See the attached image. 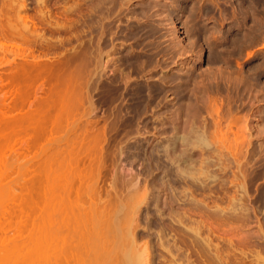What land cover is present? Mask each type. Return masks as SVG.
<instances>
[{"label": "bare ground", "instance_id": "6f19581e", "mask_svg": "<svg viewBox=\"0 0 264 264\" xmlns=\"http://www.w3.org/2000/svg\"><path fill=\"white\" fill-rule=\"evenodd\" d=\"M136 1H137V5H136L137 7L135 6L134 9H131L130 4H132V0H97L96 4L92 3V5H90L91 10L89 8V5H87L88 6L87 9L90 11L86 9L89 12L88 14V12L86 11V14H88L87 16L86 14L83 13L84 16H86V18L83 16L85 18L84 21H81L83 17L80 14L84 11L82 7H81L82 9L81 11L80 9L81 5L79 2V6L78 5L77 6L79 7L78 11H81L79 12L80 15L79 17H81V19L76 20L77 22L75 21L77 24V25L75 24L77 27V29L75 28V30H77V32L75 31L76 32L75 37H77V40L76 39L75 40L77 45L75 46L73 55L68 59V61L60 62L56 65H50L48 63H41L39 58L32 56L31 61H28L27 64L21 65L16 70V72L7 76L5 85L10 86L8 92L12 94V96L14 97V101H13L14 105L9 106L6 105L5 103L6 102L5 99L7 97L8 92H5L3 95L0 96V199L2 198L6 199L3 201L0 200V246L2 248L4 245L7 244H12L13 246L18 245V243L23 240L22 238H24L23 236L24 233H28V235L31 237L34 243L36 241L41 242L40 240L43 239L45 245H47L46 246L48 250L47 252L49 251L52 252L51 253L49 252L50 253L49 254L44 249V256L43 259L41 260V264H71V262L77 263L78 253L81 252L82 250H84L83 252L86 254L89 251H97V248L100 249L101 248L100 246L90 247L87 244L86 240H88L87 239L88 235L85 233H87V225L90 220V217L92 218V216H95V213L93 214L91 212L92 209L95 208L96 211L94 209L93 212L99 213L101 212L100 210L104 211L103 208H105L101 206V204L103 203V199L102 202L98 199L99 196H101L99 195L100 194L99 182L102 177V171L104 169V158L106 153L105 145H107L109 139L111 138L114 139L116 138L117 140L118 136H120V138L122 136L124 137V139L121 138L122 140L125 139L127 140L128 138H130V137L126 138V135H128L129 133L137 132L138 134L139 131L137 126H139L138 125L139 117L154 104H157L158 106L161 105L162 101L160 99L163 95L166 94L165 93L166 88L164 87L166 85L168 86V84L172 87L173 93H171L170 90L167 91V93L170 92L171 94L175 95L174 97L175 100H173L172 103L170 102L172 105V109L176 105L177 108L173 111L172 109L169 108V105H167L168 103L166 105L164 104V106L168 107V108L166 107L164 110L168 109L166 111H168L167 113L169 116L166 114L167 118L162 119L161 117H159L157 118V120L158 122H160L159 124H161L162 127L165 126L166 128L164 129V133H161L158 136L155 134V136L157 137L156 138L154 137L155 140L156 139L159 140L162 146L158 147L159 144L158 143L157 147L155 148V146L154 147L152 146L153 148L151 150L153 155L155 153L156 154L162 153L161 155L163 157L164 154V157L166 159L163 158L165 159L163 161V159L161 158L162 161L164 163L168 161V163L171 165L167 168L168 174L170 175L171 174L170 172H172L173 169L176 167L177 170L176 173L178 172L177 175H179L178 179H181L182 182L185 181L189 185L190 184L191 185L193 184L194 186L196 185L197 187L195 188V191L197 190V188H199L198 190H200L199 192L201 193V189L205 184L206 185L209 184L208 186H210V183L204 184L203 182H201V179L203 178L201 176L205 175L204 179L205 178L208 179L209 177L208 174H210L209 169H206L204 165L207 166V168H209L213 166L211 164H214L215 167L219 168L220 172H218V170L217 172L211 171L212 175L215 173H222V175L224 174L227 175L225 172H228L229 170L231 171L232 168L230 167V164H234V166H236L235 168H237L238 170H240L242 165H246V164H241V162H243V160L246 159L250 146L253 143H255L253 137L254 133L252 132L254 126L252 129H248L249 125L251 124V123L249 125L247 124L249 120L248 119L249 115L244 114L245 111H243L244 115L239 117L237 116V114L242 109L241 106L239 107L241 108L240 110L239 109L233 110L231 107L225 110L222 109L223 107L220 108L212 97L206 95L205 91L204 94L201 95L202 93L200 90L201 88H199L201 92L199 93L197 92L198 90L197 88H196L197 90H195L191 86L194 81L193 76H192L193 79L191 80V77L188 76L186 79V77L183 75L170 76L169 74H162L158 79L159 83L154 81L155 80L154 79L155 76L153 73L154 70L152 72L151 70H146V68L148 66H152L153 62L155 61V58L158 56L157 50L159 48L158 45L160 44L157 43L158 45L155 46L156 42H154L155 45L153 43H152L153 45L152 44L149 45V43L146 41L160 37L161 35L159 34L160 26H163L165 24V19L171 15V12L174 10L175 5L171 4L170 6H168L163 3L158 4V2L154 0H139V1L136 0ZM180 1L182 4L185 5H187L189 2V0H180ZM198 3H201V1ZM41 4L42 6H44L45 2L42 1ZM124 9L127 11L126 14L124 12L125 11ZM189 10H191L193 14L192 19L196 24L199 23L200 18L206 12H208L199 7L193 10L192 9ZM101 12H103V14ZM41 17L43 20H45V14L43 12L41 13ZM161 17L164 18L159 19ZM124 22H126L125 26H123ZM30 23L32 24L31 26L27 24H26L27 26L25 25L26 28L24 30H26L27 33L25 31L23 32H25L26 35H28V33L30 32L29 36L32 37L35 36L34 34L37 31L36 30L31 31L27 29V28L30 29L31 27L35 28L36 24L33 21H31ZM84 27L87 29V33L93 35V38L86 42L82 41L83 38L82 31ZM27 37L28 36H26V38ZM36 37L42 38L41 34H38ZM129 41L130 42L133 41V43H131L130 45H126V43ZM161 44L163 43L161 42ZM160 49L161 48H159V50ZM5 50L6 49L0 48V52H5ZM167 55H165V57ZM164 59L162 61H164ZM212 66H214V64ZM159 67L162 69L163 67L162 64H160ZM184 70L186 69L184 68ZM257 70L259 69L257 68ZM140 73H145L144 77L147 79L144 83L134 80L132 78V75L134 74L137 75ZM205 77L206 76H204V78ZM243 78L246 79L245 77ZM251 79H253V77ZM257 79L260 81L259 78ZM236 80L239 81L238 78ZM39 81H42L41 88H37L35 91H31L30 85H33ZM190 81H192V83ZM244 81L247 83L248 79L247 81L243 80V82ZM243 82L239 81L237 83L232 84L234 87V90L232 88V91H236L237 93H239L240 90H242ZM230 83L229 85H231ZM246 83L245 85L243 83V85L246 86L247 85ZM3 84H4V80L3 78H1L0 87ZM201 85L202 82L198 87H202ZM209 85H211V83ZM216 85L220 86L219 84ZM213 86L214 87H212L211 85L213 91L214 90L216 91V89L214 88L215 87L218 88V86L215 85ZM252 88H255V86ZM245 89L247 91L248 87ZM218 93H220V91ZM223 94H227V93H223ZM95 95L99 96L100 99L99 98L98 99L100 101L99 104H101V106L103 105L107 106L109 107V109L114 107V111L112 110L108 118V124L102 129L94 130L91 133L84 128V133H81L80 135L81 142H77V139L72 140L71 139L72 136L78 135L76 133V129H80L78 122L81 121L84 116L92 115L96 110V108L93 106L95 105V102H93ZM206 96H208L209 98H207ZM226 96L228 98L230 95L228 96L227 94ZM240 96L241 94L238 95L239 101L243 100L242 98H240ZM124 98L128 99V101L130 102L129 105L127 104L123 106L122 104L119 103ZM248 98L250 99V96ZM227 100L226 102H228ZM87 103L89 104L90 107L89 110L81 112L82 108H84V106ZM240 103L242 106H245V103H243V101L239 102V104ZM229 104L231 105L232 103ZM237 105L238 103H236L235 106ZM146 115L148 114L146 113ZM113 116L115 117L114 121L112 119ZM142 117L140 119H142ZM250 126H252V124ZM127 129L129 130L127 131ZM122 132H124V134H122ZM263 132L261 134H263ZM131 138L133 139V137ZM127 142L131 143L130 141ZM164 143H166L165 146H163ZM151 145L152 144H150V147ZM258 147L261 148L260 146ZM253 148H254V144H253ZM140 150L142 152L143 149ZM258 151H256V155H254L255 159L256 156H258L257 154ZM151 152H149L150 153L149 154L146 150V153L150 156H152ZM196 155H198V158H196ZM261 155L260 158L257 157L256 159L257 161L258 158L261 161L262 159ZM239 156L243 160L239 159L238 158ZM21 158L23 161L27 162V169L22 172L18 171L14 174L16 175L15 178H21L22 182L16 184L19 188L7 187L4 184V182L8 178H11V174L13 173V171H11L13 170L11 161L18 162L20 161ZM152 158L154 159V157ZM247 158L250 157L248 156ZM251 158L253 159V157ZM212 160H216V163H214V161ZM197 162H199V166H200V167L198 166L199 168L197 169V171L194 172V169L190 170L189 165ZM262 163L263 162H260L259 164L261 165ZM250 164L251 162L248 165ZM166 166H164L163 164V168H165ZM172 166H174L173 169L171 168ZM203 167L204 170L205 169L208 170V174L206 173L207 172L206 170L203 171L202 169ZM252 167L253 164L251 168ZM163 168L161 167V169ZM191 168H194L193 165ZM243 168L240 172H243L244 170ZM247 169L248 167L246 168V170ZM257 169H259V167ZM164 170L166 169H163L162 171ZM198 170L200 172L201 171L203 172L200 173L198 172ZM236 172L237 171H235L234 173L237 174ZM245 172L246 171H244L243 173L244 175H246ZM261 173L263 174V171ZM235 174H233L234 175L232 176L233 178L230 177V179H232L230 183L235 186V189L237 191L240 190L242 192L243 191L246 192L245 185L247 183L246 184L244 183L245 182L244 181L245 179L243 178L244 175H242L243 180L241 178V180L244 182H240L238 181L237 176ZM222 175L220 177H222ZM225 175L223 176V178L225 177ZM220 177L218 178V176H216V179L219 180L223 179ZM240 177L241 176H239V178ZM245 177L247 178V175ZM14 179H12V182L15 183L16 179L15 180ZM211 179H213V177ZM206 180L205 182H207ZM221 181H222L221 184L222 183L224 184V179ZM152 183H154V181ZM186 183L184 185H187ZM223 184L221 185V188L222 186H225L226 183L224 185ZM208 186H206V189ZM221 188L220 190L223 189ZM153 189L155 188H152V191H154ZM204 189L205 188H203V191L205 192ZM208 189L210 190V187ZM235 189H232V192ZM113 190L116 191L115 188H112V191ZM183 190L185 191L186 189ZM189 191L190 190L187 189L185 192L189 193ZM193 191L192 192L190 191L191 194L189 193L190 194L188 195L189 198L191 195L195 194L193 193ZM148 192L151 191H147V193ZM158 192L159 191H157L156 188V193ZM209 192H211V190ZM238 193L236 192L235 195H238ZM245 194L247 193H244L243 195ZM183 195L185 198V194ZM239 195H240L239 197L234 196L232 200L230 198L232 207L229 208L232 211L234 210V213L236 210V216H237V210L240 212V209L242 207L243 208L245 207L243 206V204L242 205L240 204V202H242L241 199L243 198L241 197V194ZM93 196L98 197L97 198L98 201H95L96 199L93 198ZM143 196L141 200L142 202L144 201V199L146 201V198L144 197H146L147 195L144 197ZM177 198L175 196L174 199ZM181 199L182 198H180V200ZM174 201H171L172 204ZM98 202L100 203V205ZM177 202L179 203V201ZM197 203L199 204V201ZM224 203L226 204V202ZM219 205L221 206V204ZM193 206L195 208V205ZM215 206L218 207V205ZM237 206L240 207V209H238ZM139 208L141 209V207ZM148 209H150V207ZM199 209H201V207H199ZM219 209L220 208L218 207L217 211ZM135 210L133 213H135ZM219 211L222 212L223 209L222 211L221 210ZM242 211H244V209ZM242 211L240 212V216L242 215V213L243 215L246 214L245 212L246 207L244 211L245 214ZM138 212L136 213L138 214ZM211 212L213 214V211ZM174 213L171 214L174 216L175 215ZM217 213L219 212H216L215 215H217ZM248 213L249 211L247 212V214ZM177 215L178 214H176V216ZM230 215H233V212H231ZM176 216L174 217L176 218ZM236 216L234 215L233 218L234 217L236 218ZM240 216L238 215L237 217ZM213 217L215 216L213 215ZM243 217L244 216H242V218ZM178 219L180 220V218ZM245 219H247V217ZM226 220L227 219H225V221ZM182 222L180 221L179 224H181ZM162 229L160 231L165 230ZM84 230L85 233H83ZM197 231L198 229L195 231L196 232L195 233L193 229L196 238L200 237V234ZM164 232L161 234H164ZM37 235L40 236L37 237ZM36 238L38 239L36 240ZM128 239L129 241L132 242L130 245L131 249L130 248H129L130 250L128 249L130 254H128V256L125 255V257L122 258L121 264H150L151 258H150V249L148 246H145L143 252H141L138 256L133 255V252L135 251L134 248H137V244H138L137 225H131V227L128 229ZM201 239L198 238V243L200 244V246L203 245V243L201 244V241L202 240L204 241V238L202 240ZM106 240H107L106 244H108L109 247L112 246V250L109 249L110 253L112 251V253L115 254L117 252V247H115V245L113 246V242L115 241V236H113L112 238L108 236ZM204 245L206 246L207 249H209L210 243H206ZM104 246L107 245L104 244ZM1 247L0 250H2ZM4 247L6 248V246ZM137 250L138 249H136V253L138 252ZM2 252L3 251L0 252V258L5 254V253L3 254ZM31 253L33 252H28L29 255L27 254L25 255L27 256L25 258H28L26 259L28 260L26 262L28 264L31 258L34 264V259H33L34 254L31 255ZM110 253L108 254L112 255L111 256L112 258L109 259L108 261L109 264H110V260H113L114 257L113 254ZM16 257L17 259H19L18 255H16ZM186 257L189 258L190 256L188 255ZM7 259L0 261L2 262L0 264H4V262H6ZM12 259H14V256ZM17 259L14 260V262L17 261ZM10 260H11V256H10ZM26 260H24V262ZM245 260L246 259L244 258V261ZM173 261L176 262V259H174ZM210 261L212 262V259ZM241 261L243 262V258H241V260L238 261V263L240 262L241 264ZM31 262L30 264H32ZM16 263L21 264L18 262H15L14 264ZM255 264H264V258L258 257L256 259Z\"/></svg>", "mask_w": 264, "mask_h": 264}, {"label": "rangeland", "instance_id": "374dc122", "mask_svg": "<svg viewBox=\"0 0 264 264\" xmlns=\"http://www.w3.org/2000/svg\"><path fill=\"white\" fill-rule=\"evenodd\" d=\"M42 1L45 2L44 6H42L41 4ZM154 1L158 2V4L163 3L168 6L174 4L175 8L171 12L172 17L170 15L165 19V24L163 26H160L159 34L161 35L159 38H156L158 40L150 39L146 41L149 43V45L156 42V45H154L157 46L158 44H160L158 46L159 48H161L160 50L158 48V56L155 58L152 66H148L146 70H151L152 72L154 70V81L157 83H159L158 79L162 74H169L170 76L183 75L186 77V79L188 76L191 77V80L194 77L193 83L192 81H190L192 83L191 86L195 90H199V88H201L200 90L202 93L200 92V90H197V92L201 93V95H203L205 91L206 95L212 97L220 108L223 107L222 109L226 110L231 107L233 110H240L241 108L239 107L241 106L242 109L240 110V112H238L237 116L241 117L242 115L246 114L252 118L251 119L248 116V119L251 122L248 120L247 124H252V126H250L251 124L249 125L248 129H252L253 126L255 128V130L254 128L252 129V132L254 133L252 134L255 141V143H253L254 148L252 144L248 150L247 157L249 156L250 158L246 157L245 159L246 162L249 161L248 163H246L245 160L241 159V155V157H238L244 162H241V164H246L247 166L242 165L240 170H238L237 168H235L236 166H234V164H230V167H232L231 171L229 170V168L228 170L230 172H225L229 177L224 174L227 179L225 177L223 178L224 175H222V173H215L216 175H212V172H217V170L218 172H220L219 168L215 167L214 164H211L214 167H209V165V168L204 165L206 169H209V173L211 174L210 177V174H208V170L205 169L207 171L206 173L209 175L208 179H211L213 177V179L208 180L207 178L204 179L205 175L201 176L203 177L201 179V182H203L204 184L210 183V186H208L209 184L204 185L202 183L205 186L204 187L202 185L203 188H205V192L203 191V188L201 189V193L199 192L200 190H198L199 188H197L196 192V185H189L185 181L182 182L181 179H178L179 175H177L178 172L176 173V167L173 169L174 166L171 167L173 169V171L171 170L173 173L170 172L171 174L169 175L167 168L171 165L168 163V161H166V163L163 162L166 159L164 157V154L162 157V153H155V156V154L153 155V153L151 152L154 146L155 148L157 147L158 143V147L162 146L159 140H155V138L161 133H164V129L166 128L165 126L162 127L161 124H159L160 122H158L157 118H167L166 114L168 115V111L166 110L168 109L164 110L167 107L164 106V104L166 105L168 103L167 105H169V108L172 109L171 103L173 100H175V95L171 94L173 93L172 87L169 84L168 86L164 85V88H166V94L163 95L160 99L162 101L161 105L158 106L157 104H154L155 106L153 105L152 107H150L152 109H147L146 112L139 117V126H137L139 131L138 134L137 132L129 133L128 135H126V138L130 137L127 140H122L121 138L124 139V137L122 136L121 138L120 136H118L119 138L117 137V140L116 138H111L109 139L107 145H105L106 153L104 158V169L102 171V177L99 182V195L101 196H99V198L93 196V198L96 199L95 201H98V198L102 202L103 199L102 204L104 206L102 204L101 206L105 208H103L104 211L100 210L99 208V210L101 211L99 213L93 212L95 208L92 209L91 212L93 214L95 213V216L91 215L92 218L90 217L87 225V233H85V230L83 231V233L87 234L89 237H87L88 240H86V242L90 247L100 246L101 248H97V251H89L86 254L83 252L84 250H82L78 253V262H71V264H109L108 261L110 258H112V255H109L108 253H110L109 249L112 250V246L109 247L108 244H106V238L108 236H110L111 238L115 236L113 246L115 245V247H117V252L115 254H113L111 251L114 257L113 260H110V264H121L122 258L125 257V255L128 256V254H130L129 250L131 249L130 245L132 242L128 239V229L131 227V225H137L138 234V244L137 248H134L135 251L133 252V255L138 256L141 252H143L144 247L148 246L150 249V264H240V262L238 263V261H240L241 258H243V262L241 261V264H245L246 262L248 264H255L258 257L264 258V0H189L187 5L182 4L180 0ZM200 1L201 3H198ZM79 2L81 5L80 9L82 7L84 11L80 14L83 17L88 10L87 5H89V8L91 10L90 5H92V3L96 4L97 0H0V48L6 49L5 52H0V79L3 78L4 80V84L0 87V96L5 92H8L10 89L9 85H5L7 76L16 72V70L21 65L27 64L28 61H31L32 56L39 58L41 63H48L50 65H56L60 62L68 61V59L73 55L75 46L77 45V37H75L77 32V30H75V28L77 29L76 20L81 19V17H79V12L82 11V9L81 11H78ZM136 5L137 1L132 0L130 8L134 9ZM198 7L208 12H206L200 18V22L197 23V25L193 21V14L189 9L193 10ZM42 12L45 14V20H43L41 17ZM124 12L125 14L127 13L126 10ZM101 13L103 14V12ZM88 14H86V16ZM86 16L84 17L86 18ZM84 17L81 19V21L85 20ZM162 18L164 17H161L159 19ZM31 21H33L36 26L35 28L31 27L30 29H27L31 31H37L34 34L35 36L32 37L29 36L30 32L28 33V35H26L25 32L27 33V31L24 30L27 25H32L30 23ZM192 21L194 22V24ZM172 22L175 24H173ZM125 23L126 22H124L123 26H125ZM82 32V41L86 42L93 38V35L87 33V29L85 27ZM37 33L41 34L42 38L36 37L38 35ZM25 35L28 37L26 38ZM161 42L163 44H161ZM131 43H133V41L127 42L126 45H130ZM160 51L162 54L160 53ZM167 54H169L170 56ZM165 55L167 56L165 57ZM163 59L164 61H162ZM165 60L167 61V63ZM160 64H162L163 66L162 69L159 67ZM213 64L214 66H212ZM184 68L186 70H184ZM257 68L259 70H257ZM144 75L145 73H140L137 75L134 74L132 75V78L144 83L147 79L144 77ZM204 76L206 77L204 78ZM243 77H245L246 79H244ZM252 77L253 79H251ZM237 78L241 82H243V80L247 81L248 79L247 83L245 81L243 82L244 85L245 83L247 84L246 86H244L242 83V90H240L239 93H237L236 91H232V88L234 90L232 84L239 82L236 80ZM257 78H259L260 81ZM229 81L232 82L230 83ZM251 81L253 84L251 83ZM196 82L199 85H197ZM201 82L202 87H198L200 86ZM210 83L212 87H214L213 85L218 86L216 84H219L220 86H218V88L215 87L214 89H216V91H213V88L211 87V85H209ZM229 83L231 85H229ZM41 85L42 81L30 85V90L35 91L37 88H41ZM205 85L207 88L205 87ZM251 86H255V88H252ZM247 87L248 92L245 89ZM169 90L171 93H167V91ZM217 91H220L222 95ZM234 92L238 95L241 94L240 98H242L243 100L239 101L238 95ZM223 93H227L228 96L230 95L228 97L230 101L226 96L227 94ZM231 93H234L235 95ZM208 96L206 97L209 98ZM232 96H236L235 99ZM249 96L250 99L248 98ZM98 98L99 96L95 95L93 99V102H95V105L93 106L96 108V110L92 115L84 116L82 120L78 122L80 127V129H76V133L78 135L72 136V140L77 139V142H81L80 135L81 133H84V128L91 133L94 130L102 129L108 124V118L112 110L114 111V107L110 108V110L107 106H101V104H99L100 98ZM225 99L232 104L230 105L228 102H226ZM5 101L6 105L13 106L14 97L12 96V94L8 92ZM238 101H243V103H245V106H242L241 103L239 104ZM119 103L125 106L127 104L129 105L130 102L127 98H124ZM236 103H238L237 106H235ZM89 108V104L87 103L84 108H82L81 112L88 111ZM176 108L177 105L174 106L172 110L174 111ZM243 111H245L244 114ZM146 113L148 115H146ZM141 117L142 119H140ZM112 119L114 121L115 117L113 116ZM128 130L129 129H127V131ZM262 132L263 134H261ZM122 134H124V132H122ZM155 134L157 136H155ZM131 137H133L134 140ZM127 141H130L131 143ZM150 144H152L151 147ZM165 145L166 143L163 144V146ZM258 146H260L261 148H259ZM129 149L132 151H130ZM140 149H143L144 151L142 150L141 152ZM254 149L256 151H258L259 149L261 150L257 152L258 156H256V159L257 157L260 158V155L262 153L261 161L258 158L259 162L255 159L254 155H256V151ZM146 150L148 153L151 152L152 156L148 155L146 153ZM130 154H132L133 156ZM152 157H154V159ZM251 157H253V159ZM161 158L165 159H163L162 161ZM196 158H198V155H196ZM212 161L216 163V160ZM252 161H254L256 164ZM250 162L251 166L253 164L252 168L250 165H248ZM260 162L263 163L260 165ZM11 163L13 166V170L11 171H13V173L11 174V178L5 180L4 184L7 187L19 188L16 184L21 183L22 180L21 178H15L16 175L14 173L18 171H25L27 169V162L23 161L21 158L20 161H11ZM162 163L164 164V166H167L163 168ZM192 165L194 168H191ZM198 166L199 162L192 163L191 165H189V168L190 170L194 169L195 172L200 167ZM161 167L166 170L162 171L163 169H161ZM204 167L202 168L203 171H205ZM247 167L248 169L246 170ZM256 167H259V169H257ZM242 168L244 170L243 172H240ZM199 170L198 172H200ZM203 171H201L200 173H202ZM235 171H237L236 173L238 175L234 173ZM244 171H246L245 173L247 175V178L245 177L246 175L243 174ZM262 171L263 174L261 173ZM175 173L177 176L175 175ZM228 173L235 174L238 181H245L244 183H247L245 185L246 192H242L240 190L237 191L235 189V186L230 183L232 180L230 179V177L233 178L232 176L234 175L230 174V176ZM220 174L222 175V177H220ZM172 175H175L176 178ZM242 175H244V181H242ZM216 176H218V178L220 177L224 179V184L226 183L225 186L229 192L226 190L225 186H222L223 189L221 188V185L223 184H221V180L223 179H216ZM239 176L241 177L239 178ZM173 177L175 180L173 179ZM12 179L15 180V183L12 182ZM161 179L165 180L162 181ZM205 180L207 182H205ZM226 180L229 182H227ZM153 181L154 183H152ZM185 183L187 185H184ZM151 184L152 186H154L152 187ZM206 186H208L207 189ZM209 187L211 192H209ZM112 188H115L116 191H112ZM152 188H155L153 189L154 191H152ZM156 188L157 191H159L158 193H156ZM220 188L222 190H220ZM183 189H188L191 192L194 190L193 193L195 194H192L195 197L191 195L189 198L188 195L191 194L190 191L189 194L188 192H185L186 190L184 191ZM232 189L236 190H234L235 192L233 191L234 194L232 192ZM147 191L151 192L147 193ZM236 192H239L238 195H235ZM240 192H242L243 194H247L243 195ZM143 193H147V196ZM183 194H185V198ZM239 194H241V197L243 198L241 199L242 202H240V204H243V206L246 207V211L245 207H242L241 209L240 207H238L239 205L237 207L238 209H240V212L244 209L246 214L244 211H242L245 215H243L242 213V215L240 216V212L237 210V216H240L237 217L236 210L234 213V210L232 211L229 207H232L230 198L232 200L234 196L239 197ZM143 195L146 197H144ZM186 195L188 198L186 197ZM142 196L146 198V201L145 199L143 202L141 201ZM175 196L176 198H178L174 199ZM179 197L182 199L180 200ZM152 199L155 202H153ZM0 200L3 201L6 199L2 198ZM176 200L179 201V203ZM171 201H174L173 204ZM198 201L199 204L197 203ZM223 201L226 202V204L228 203L229 205H226ZM219 204H221V206ZM244 204H246L248 207ZM148 205L151 210L148 209ZM193 205H195V208ZM215 205H218V207L220 208L219 210L222 211L223 209L224 212H220L219 210L217 211L218 207ZM139 207H141V209ZM199 207H201V209H199ZM138 209L140 213L138 212ZM247 209L249 211L248 214ZM134 210L135 213L138 212V214L133 213ZM211 211H213V214ZM160 212L164 213H162L161 215ZM216 212L219 213L215 215ZM231 212H233V215H230ZM171 213H174V216H176V214H178L179 216L177 215L175 218ZM220 214H222L223 216ZM213 215L215 217H213ZM234 215L236 216V218H233ZM242 216L244 217L242 218ZM246 217L247 219H245ZM178 218H180V220ZM225 219L227 220L225 221ZM180 221L182 222L181 224H179ZM162 227L163 229H165V232L160 231ZM196 227L198 229L197 232L200 234V237L198 238H204V241L201 239L203 242L199 240L201 241V244L203 243V245L201 246L198 243V238H196L194 235V232L197 230ZM163 232L164 234H161ZM24 234V238H22L23 240L19 242L18 245H16L17 247L13 246L12 244L4 245L6 246V248L4 246L3 248L0 246L2 249L0 250V252L3 251L2 253H5V258L4 256H2L0 258V261L8 258L6 262H4V264H14L15 262L21 264L23 262V264H25L28 261L26 260L28 258H25L27 257L25 255H29L28 252H33L31 253V255L34 254V264H41V260L44 256V249L46 250V252L48 251L46 248L47 245H45V242L41 238V242L36 241L38 239L36 238V242L34 243L28 233ZM39 236L40 235H37V237ZM206 243H210L209 249H207L204 245ZM104 244L107 246H104ZM136 249H138L137 253ZM49 252L51 253L52 251ZM16 255H18L19 259H17ZM185 255H189L191 258H187ZM13 256L14 259H12ZM244 258L246 259L245 261ZM16 259L17 261L14 262V260ZM174 259H176V262L173 261ZM211 259L212 262L210 261ZM24 260L26 261L24 262ZM31 260L29 261V264ZM31 263L33 264V260Z\"/></svg>", "mask_w": 264, "mask_h": 264}]
</instances>
